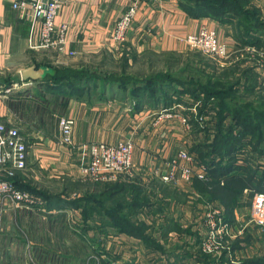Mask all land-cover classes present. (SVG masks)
Segmentation results:
<instances>
[{"label":"crops","instance_id":"crops-1","mask_svg":"<svg viewBox=\"0 0 264 264\" xmlns=\"http://www.w3.org/2000/svg\"><path fill=\"white\" fill-rule=\"evenodd\" d=\"M29 1L0 0V121L16 126L25 140L27 161L26 168L20 171L22 180L49 193L59 191V182L78 170L79 152L75 147L99 141L117 143L129 137L136 142L133 147L134 165L145 176L159 179L175 151H169L167 155L153 154L147 147L151 141L143 140L147 132L142 128L154 114L157 116L162 111L176 116L177 112L151 109L135 112L128 101L119 98L87 101L70 97L63 116L74 119L72 141L75 146H68L59 141L57 122H48L45 115L43 117L34 110L36 105L41 106L43 99L39 96V92L44 93L40 79H27L21 83V72L32 65L36 69L46 67V73H49L50 66L74 65L88 58L84 57L89 53L114 48L111 35L115 21L130 0H63L55 23H67L65 48L66 52L73 51V55L31 46L37 41L38 25L33 26L28 18L31 6L22 5ZM14 3L19 6L14 7ZM249 4L257 8L264 20V0H249ZM204 25L229 49H239L236 24L219 18L194 16L181 5L180 0L142 1L126 33L125 42L137 52L145 49L178 52L184 47L178 38L196 33ZM4 89H9V92H4ZM49 96L59 98L49 93H45L44 98ZM171 123L164 120L161 128L172 127ZM175 137L178 142L177 133ZM171 139L170 144L175 142L173 137ZM157 141L164 147L170 145H166L165 139ZM3 169L4 166L0 165V171ZM171 189L177 190L179 196L162 201L163 212L156 220L179 224L181 229L193 224L191 230L198 232L196 215L200 212L203 221L205 211L214 206L213 203L202 207L194 201H184L187 198L185 193L192 191L190 182L173 185ZM251 203L237 210L236 221L240 219L237 217L239 211L251 216ZM4 206L0 220V264H144V255L149 264H207L199 263L194 257H186L184 247L183 250L178 248L186 242L191 245L196 241L195 235H188L183 230L161 233L156 227L153 238L160 242L162 251H146L138 239L126 234L102 233L97 228L83 231V224L91 225L90 221L83 222L80 216L73 215L74 210L58 209L48 200L37 198L28 207L14 206L9 202ZM249 222L245 223L249 225ZM255 231L264 239L258 227ZM190 247L186 246V250L189 251ZM196 249L194 245L191 253ZM255 255L264 256V249L252 248L246 259ZM230 259L239 262L233 253H230Z\"/></svg>","mask_w":264,"mask_h":264},{"label":"trees","instance_id":"trees-1","mask_svg":"<svg viewBox=\"0 0 264 264\" xmlns=\"http://www.w3.org/2000/svg\"><path fill=\"white\" fill-rule=\"evenodd\" d=\"M180 1L194 16L219 18L236 24L239 49L255 47L257 51H264V20L260 18L257 8L249 4V0ZM124 51L126 49L123 48ZM147 51L159 57L161 63L146 59L148 70L140 74L127 71L129 60L132 63L136 61V52L129 59L124 56L118 64L111 56H107H114V52L107 49L101 52L103 56L101 55L98 63L90 62L89 59L74 65L50 66L51 71L40 79V87L44 93L39 92V96L44 102H48L44 98L45 93L58 96L59 98L53 99L63 108L70 97L87 101L119 98L128 101L135 112L143 109L175 112L182 107L184 111L181 114L186 116L190 130L192 128L195 133L188 152L193 155L197 164L206 167L207 173L205 179L193 180L192 187L199 195L197 201L205 206L215 202L223 210L222 223L230 224L234 221V209L249 206L255 193L264 192V109H251L249 101L237 102V91H233L235 86L245 81L244 93L248 94L253 91L257 77L248 73L249 68L243 69L241 77H235L236 82L228 87L229 91H223L216 86L222 83L221 77L213 72L206 71L207 74L198 79V76H186L183 73L186 63L175 68L181 57L177 55V51L156 52L145 49L141 53L146 55ZM168 55L174 56L168 58ZM226 71L233 74L236 69L228 66ZM43 101L34 110L39 111L43 117L45 115L50 122L49 119L52 120L54 114L49 112L47 104L42 105ZM9 166L10 164L4 165V169L0 171V180L9 181L15 188L27 191L35 198L48 200L58 209L74 210L73 215L80 216L83 222L95 220V225L84 223L83 231L97 228L102 233L114 231L126 234L138 239L146 251H162L160 242L149 232H144V222L137 223L141 230L133 223L136 221L133 217L136 210L145 208L149 201L147 193L134 183L119 182L115 187L106 185L101 194L84 192L70 197L64 191L49 193L30 182H24L20 174L24 169H14L13 174L9 175L6 171ZM171 187L164 185L161 189L166 190L165 195L171 199L177 198L176 190ZM141 196L145 200L141 201ZM156 205L163 212L161 204ZM94 217L98 218L92 219ZM158 228L161 233L183 230L188 235H195L194 244L188 245L186 242L178 248L183 250L184 247L185 256L194 257L199 263L264 264V257L233 262L230 259L231 250L228 251L224 245L220 247L218 255L203 253L199 248L202 234L199 230L194 231L195 234L191 233V227L181 229L179 224L163 222ZM194 245L197 249L191 253ZM186 246H191L189 251Z\"/></svg>","mask_w":264,"mask_h":264},{"label":"rangeland","instance_id":"rangeland-1","mask_svg":"<svg viewBox=\"0 0 264 264\" xmlns=\"http://www.w3.org/2000/svg\"><path fill=\"white\" fill-rule=\"evenodd\" d=\"M209 31L213 33L215 37L217 38V35L214 32H212V30L209 29ZM190 34H195V33H189V34H186L178 38L179 43L183 44L184 47H182L181 50L178 51L179 54L177 55H181L180 63L179 64L177 63L176 64L177 66H175V68H178L179 65L182 66L184 63H186L187 67L184 69L183 73H185L186 76L188 75H191L193 77L198 76L197 77L198 79H202V77H204V75L207 74L206 71L213 72L214 75H218V77L219 76L221 77L220 80L222 81V83L216 86L222 89L223 91H229L227 90L228 87L231 84L233 85L234 82H236L234 78L241 77L242 70L243 69L246 70L249 68L250 70H247L248 73H253L257 77L256 85L253 86V91H250L247 94V93H244V91H246L244 88L245 81H241L240 84H238L237 86H235V88H233V91H237L236 92L237 97L235 98V100L237 102H243V103H246V101H249L251 109L258 110V111L263 110L264 109V106H263L264 105V51L262 50L257 51L255 47H247L245 50L229 49L226 43L220 41L217 38V40L220 43H224L227 46L228 52L224 55L208 54V53L202 52V50L200 49L196 50V49L189 47V45L184 41V39ZM125 41H126V36L124 40L119 43L118 42L114 43L112 41L114 43V48L111 47L109 49L108 48L99 49L97 50V52H95L97 54L89 53L87 54V56L84 57V58L86 57L88 58L86 59L83 58V59L84 61L90 59V62L93 61L95 63H98L99 61H101V55L103 56L101 52L107 49L108 51L114 52V56L113 55H107V56H111V59L117 61V63L119 64L121 61L120 59H122L124 56H126L129 59L130 55L136 52L135 53L137 55L136 61L132 63V61L129 60L127 71L137 73V74L144 73L148 70L146 66V59L148 58L153 59L158 64L161 63V61L159 60V57H156L155 55L149 53L148 51L146 55H143V53H141L142 51L137 52L135 48L131 47ZM123 48L126 49V52L125 51L123 52ZM244 51H247V52H244ZM65 52H66V48H65ZM235 52H238V54H236ZM57 53H63V50ZM66 54L73 55L74 52L71 50H68ZM172 56L174 55H168L166 57L172 58ZM238 58H241V59H238ZM111 64H114V62L110 63V65ZM228 66H231L233 69H236V71L233 74H231V72H227L226 69H228ZM224 67H227V68L225 69ZM222 70L223 72L221 73ZM207 84H210V83H207ZM45 104H47L49 108V112H51L52 115L55 114L52 116V120L49 119L50 122L55 123L56 121L57 124L59 125V122H58L60 120L59 118L62 117L64 114L63 106L60 104H57L55 100L53 99V96L48 97V102L45 103L43 101L42 105H45ZM182 111H184V109L182 107H179V109L175 111L179 113L176 116L169 114L167 112L161 111L157 113V116L156 114H154L149 118V120L144 122L145 126L142 128V130H145L147 132L146 133L147 136H145L143 140L151 141L150 143L151 145L149 144L147 145V147L152 151L153 154L162 155L165 153L167 155L169 154V151H171L172 153L175 151L173 154L171 153L173 155V157L170 158V161H171L172 159L176 157L179 149H185L188 151L189 145L193 141L192 139L195 138V133L193 132L194 130H192V128L190 130L189 128L190 125L187 119L186 121L188 123L187 125L188 128L187 127L184 128L181 118L182 117L186 118V116L181 114ZM164 120L172 121V123L170 124L172 125V127L161 128ZM137 129H140V127H137ZM58 133H59V127H58ZM175 133H177L179 136L178 142L176 141L177 139L175 137ZM170 136L173 137V140H175V142L172 144H170L172 141ZM138 139H140V137H138ZM159 139H165L166 145L167 144H170V145H168L167 147H164L163 144H160L157 141ZM127 141L132 142L133 146L136 143L134 139L130 137L125 140L119 141L117 143H124ZM91 143H97V142H91ZM88 144H90V142L83 143L81 145L87 147ZM79 147L80 145L75 147L76 149H78V152H79L78 153L79 161H76L78 170L75 171L73 175L63 178L62 181L64 182L62 181L59 182L58 187L61 189L58 192L64 191L70 197H75L76 195L82 194L84 192H90V193L96 192L97 194H101L105 190L106 185L115 187L119 184V182L120 183H134V185L141 187L144 193H147L149 201H148V205H145V208L142 207V209L136 210V213H134L133 217L138 222L134 220L135 222L133 223L139 230H141V228L138 226L137 223L144 222L145 223V224L143 223L145 225L144 232L146 233L149 232L152 237H153V234L156 233L157 231L156 227H160L161 224L163 223V222L156 220L161 215V211L158 210V207L156 204L159 203L163 206L164 205L162 203L163 200L171 199L170 196L165 195L167 194V191L166 190L163 191L161 189L164 185L173 186V185H177L180 183L190 182L192 191L191 193L190 192L185 193L187 198H185L184 201H191V202L194 201V203H198V205L200 204L197 201L199 195L192 187V183L195 178H191L189 181H180L179 177L177 176V178L174 180H165L163 177L169 171L168 165L165 166L164 174H159L160 176L158 175L159 179H155V177L151 178V177L145 176L144 172L143 171L141 172V169H138L134 165L133 153H132V168L130 172L119 174L112 181L103 182V181L92 180L90 179V177L85 176L80 172L79 164L81 163V161L86 160L87 155H82ZM168 192L171 193V191H168ZM175 195L178 198L179 194L177 190L175 191ZM31 196L33 195L31 194ZM144 198L145 197L141 198L140 200L143 201L145 200ZM161 205L160 207H162ZM213 205L214 206H212L211 208H207V210L205 211L203 215V221H202L200 212L195 217L196 222H197L196 227L199 231H201V234H202V240H201V244L199 245V248L201 249L203 253H216V255H218L217 252H219L220 247L224 245V247H226L228 251L231 250V254L233 253V255L239 259V262H241L242 260H245L247 258L246 255L249 254V251L252 250V248H254V250L264 249V239H261L262 235L261 237H259L260 235L256 233L255 229H257L258 227L263 232V234H264V231L253 222L252 217L250 216V213H247V212L241 213L239 211L237 213V217L240 219L236 221L235 220L236 212L237 210H240L241 208L234 209L233 211L234 221L231 222L230 224H226V223L220 224L223 210L215 202L213 203ZM204 206L205 205H202V207ZM212 210H217V213L214 214L215 226H213L212 224L209 225L207 223L206 213ZM96 218L98 217H94L92 219H96ZM248 220H250L249 225L245 223ZM94 221L95 220H91L89 223L91 225H95ZM241 222H243V224H240ZM234 223H236V226L234 225ZM189 225L186 227V229L188 227L193 226V224H191V226ZM185 231H188V230H185ZM191 231H192L191 233H194V234L195 232H197L195 230H191ZM219 232L220 234H217L218 239L215 240L216 247L213 246L210 250L208 248H203L204 241L208 238V236L211 233L215 234ZM252 257L257 258L258 256L255 255ZM259 257H264V256H259ZM143 262L144 264H149V260L146 259V255H144Z\"/></svg>","mask_w":264,"mask_h":264},{"label":"built area","instance_id":"built-area-1","mask_svg":"<svg viewBox=\"0 0 264 264\" xmlns=\"http://www.w3.org/2000/svg\"><path fill=\"white\" fill-rule=\"evenodd\" d=\"M142 1L149 0H130L128 7L116 19L111 35V40L114 43L124 40ZM62 3L63 0H30L27 5L22 4L23 7L31 6L28 18L33 26L38 25L36 31L37 41L31 44L33 48L50 49L56 52L63 50L65 52L68 25L67 23H61L60 25L55 23V18ZM13 6L18 7L19 4L14 3ZM31 34H34V32H31ZM184 41L190 48L200 49L204 53L224 55L228 52L227 46L220 43L205 26H202L197 33L188 35ZM3 91L9 92V89ZM181 121L184 126L188 125L185 117H182ZM73 124L74 119L72 117H60L58 125L60 143L68 146L73 145ZM133 147L130 141L124 143L101 141L90 143L87 147L80 145L81 154L87 155L86 160L81 161L79 164L80 172L95 181H112L119 174L130 172ZM26 161L27 146L18 128L0 121V165L10 164L6 171L9 175H12L14 169H25ZM168 166L169 171L163 177L165 180H174L177 176L180 181H189L191 178L205 179L207 177L206 167L203 164H197L193 155L185 149H180L176 157L168 162ZM36 199L29 192L15 188L9 181L0 180V220L6 202L14 206L28 207ZM215 213H217V210L206 213L209 225L215 226ZM251 217L253 222L264 231V192L254 194L251 203ZM217 234H220V232L211 233L204 241L203 248L210 250L215 246V240L218 239Z\"/></svg>","mask_w":264,"mask_h":264},{"label":"water","instance_id":"water-1","mask_svg":"<svg viewBox=\"0 0 264 264\" xmlns=\"http://www.w3.org/2000/svg\"><path fill=\"white\" fill-rule=\"evenodd\" d=\"M47 71L48 70L46 67L36 69L35 65H32L31 67L26 68L24 71L21 72V78L22 81H28L29 79L38 80L45 77Z\"/></svg>","mask_w":264,"mask_h":264}]
</instances>
